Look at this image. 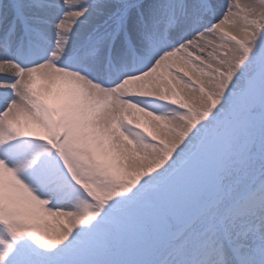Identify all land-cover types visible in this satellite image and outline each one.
<instances>
[{
    "label": "snow or ice",
    "instance_id": "6c2138e0",
    "mask_svg": "<svg viewBox=\"0 0 264 264\" xmlns=\"http://www.w3.org/2000/svg\"><path fill=\"white\" fill-rule=\"evenodd\" d=\"M0 264H264V0H0Z\"/></svg>",
    "mask_w": 264,
    "mask_h": 264
}]
</instances>
